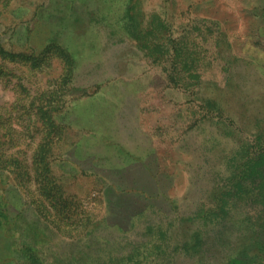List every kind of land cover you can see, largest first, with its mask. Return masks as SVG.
<instances>
[{"label":"rangeland","instance_id":"1","mask_svg":"<svg viewBox=\"0 0 264 264\" xmlns=\"http://www.w3.org/2000/svg\"><path fill=\"white\" fill-rule=\"evenodd\" d=\"M151 12L213 59L179 108ZM0 47V264H264L203 213L264 133V0H0Z\"/></svg>","mask_w":264,"mask_h":264},{"label":"trees","instance_id":"2","mask_svg":"<svg viewBox=\"0 0 264 264\" xmlns=\"http://www.w3.org/2000/svg\"><path fill=\"white\" fill-rule=\"evenodd\" d=\"M150 17L144 26L141 22L133 25V38L140 42L141 49L152 60L155 61L158 55H164L166 58L163 59L170 62V65L162 68L169 83L184 85L190 91L187 85L196 87L202 80L199 67L211 64L213 59L210 61L207 56L198 54L200 41L195 43V39L190 37H184V40L182 37L173 39L162 19L152 15ZM207 41L204 46L209 44ZM5 53L0 47V55L4 57ZM243 147V155L236 159V164L224 181L212 187L209 197L211 206L203 208V213L211 221L225 220L234 212L242 213V221L251 230L252 242L261 245L264 235V133L247 137ZM242 227L244 225L240 224Z\"/></svg>","mask_w":264,"mask_h":264},{"label":"crops","instance_id":"3","mask_svg":"<svg viewBox=\"0 0 264 264\" xmlns=\"http://www.w3.org/2000/svg\"><path fill=\"white\" fill-rule=\"evenodd\" d=\"M152 16H155V17H159L160 19H162L164 22L165 20L162 18V16H160L159 13L157 12H151L150 13ZM166 23V22H165ZM167 24V23H166ZM163 71V69H162ZM164 72V71H163ZM165 73V72H164ZM161 74L162 77L166 76V73L165 74ZM130 86L132 87V85L130 84ZM165 87V95L163 94V89L161 88L160 91L162 92L161 96L158 97V99L163 102L164 104L166 103L167 106H172L173 108H179L181 107V103L180 102H185V101H191L193 102L194 100H197L195 98V96H197V94L199 93L198 91H195V90H192V91H188L186 90L185 86L184 85H172L171 83H169L167 80H166V84L164 85ZM172 90H175L177 92V95L175 96H170L169 93L170 91ZM187 94V95H186ZM188 96H191V97H188ZM200 97V95H199ZM187 100H186V99ZM171 100V101H170ZM170 101V103H169ZM169 103V104H168Z\"/></svg>","mask_w":264,"mask_h":264}]
</instances>
